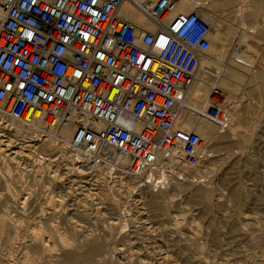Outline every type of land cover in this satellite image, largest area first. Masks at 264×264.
<instances>
[{
  "label": "built area",
  "instance_id": "built-area-1",
  "mask_svg": "<svg viewBox=\"0 0 264 264\" xmlns=\"http://www.w3.org/2000/svg\"><path fill=\"white\" fill-rule=\"evenodd\" d=\"M181 0H0V111L22 123L43 118L74 125L69 142L90 163L115 151L127 175L145 176L158 152L200 161L197 135L176 124L177 106L210 46V26ZM152 23L143 30L125 6ZM225 96L213 86L205 116L222 118ZM85 113L87 123L73 118ZM35 113L38 116L35 117ZM161 181V180H160Z\"/></svg>",
  "mask_w": 264,
  "mask_h": 264
},
{
  "label": "rangeland",
  "instance_id": "rangeland-1",
  "mask_svg": "<svg viewBox=\"0 0 264 264\" xmlns=\"http://www.w3.org/2000/svg\"><path fill=\"white\" fill-rule=\"evenodd\" d=\"M204 2L207 8H211V10L214 9V14H216V16L219 15L218 18L223 20L220 21L218 19L220 22V34H224L226 30L225 27H227L226 24H228V21L224 17L226 13L223 11L218 12L219 10L215 8L213 0H206ZM223 34H221V36ZM222 37L224 38V35ZM255 49L256 54L253 60L256 61L257 59V64H264V59H262V57H264L263 42H259V45ZM206 53L205 55L209 54ZM242 92L244 93L243 96L246 97V99L244 97L242 100L247 102L248 98H250L255 101L260 100L261 103H258V105H248V108L245 104L246 102L243 104L244 101H242L241 103L243 105L240 103L241 106L234 107V118H236L235 116L237 113L242 114V117L241 115L238 116V123L240 122V125L236 129V135L234 138L217 139L207 143L208 146L206 150L208 153L207 157L205 156L206 163L202 164L204 166L194 167L199 169L198 174H195L194 168H186L189 174H191L190 176L183 167L182 170H175V176L166 174L164 182L159 186L154 187L146 184V188H143L144 186L141 185V187H139L140 190H138V188L134 190L136 187L132 186L129 188L130 185L128 186L124 180L125 175H120V177L111 175L110 178V174H105L103 179H101L100 177L103 176L101 173L98 177L92 176L96 174L94 168H92V170H86L85 165L82 164L85 166L83 168L81 163L75 164V160H72L73 158L68 159V157L65 158V156L62 158L54 149L47 148L41 151L39 147V144H41L39 141L41 140L37 139L38 137L36 138L37 140L28 144L26 142L23 143L25 140L18 139V141L21 140L19 143L21 142V144H24L21 145L25 148L24 149L20 145H16L19 144L15 141L17 138L15 139V137L12 136L14 137L12 139L11 135L9 136L7 133L1 132L0 141L8 137L12 142L15 141L14 144L11 143L12 145L9 146H4L8 142H3L4 144H2L1 147H4V154L8 155L15 149L16 151L18 150L16 156L11 155L14 157L15 161L13 159L10 160V157H4L5 160L1 159L2 163L0 160V168H2L4 164H8L7 166L11 169L12 173V175H9L10 177L8 176L7 183L0 175V179L2 180H0V214H5L7 216L8 223L20 225V229L22 230V232H20L19 229V235L21 234L20 237L22 238H20V240L24 243L19 241L18 245H30L32 242L31 239L29 240L28 238V236L30 237L29 234H31L28 232L29 230L31 231L30 225L39 222L38 224L40 226L44 224L43 227L47 232H50V229L57 225L56 228L67 235L71 245L65 250L72 251L76 255L78 254L77 259L71 261L69 264H103L102 261L104 258V264H264V78L254 79L243 88ZM242 109H244V111ZM249 110L251 113L253 112L252 115H247V111ZM245 117L247 118L245 119ZM249 119L250 123H248ZM251 120L253 123L256 122L254 123L255 126L251 123ZM248 127H250L249 129L251 130H249ZM4 134L6 136H4ZM32 143H38L36 144V149L27 147V145H32ZM26 147L28 150H26ZM8 149H10V152ZM19 150L23 153H20ZM24 151L27 152L25 153ZM6 152H8V154ZM38 153H42L39 155L43 156H39ZM34 156L38 159H32ZM43 157H45V160ZM8 158L9 161H7ZM35 159L39 160V163L42 161V165L39 164L37 160L35 161ZM105 160H103V162H105ZM67 161L68 163H66ZM103 162H99L98 164H104ZM34 163H36V166ZM65 165L68 166L66 167ZM79 165L81 169L83 168L88 174L83 172L84 174L81 175L79 173ZM14 167H17L16 171ZM72 167H78V170H73ZM206 167L207 169L209 168V170L204 171ZM67 168L69 172L68 170L66 171ZM39 170H41L42 173L39 172ZM51 171L52 173L55 172L53 176L49 177V174L52 175ZM65 171L67 172L66 175ZM70 172H72V177L68 176L71 175L69 174ZM179 173L180 175L176 176ZM182 174L184 177H182ZM156 175L155 176L158 177V173ZM4 177L6 178L7 176ZM53 178L55 179L53 180ZM98 179L99 183H97ZM139 179L140 183L145 182L144 176L143 179L141 177ZM70 181H74V183ZM86 181L87 183L84 184ZM113 181L118 184L115 185L116 183ZM77 182L80 185H78ZM175 182L177 184H175ZM88 183L90 185H87ZM123 183L128 187L124 186ZM6 184L10 187V191L7 190ZM102 184L104 185L102 186ZM70 185L72 187H70ZM22 186H24V189ZM80 186L83 187L81 188ZM78 187L81 189L79 190ZM163 188H165L164 191L166 192H163ZM27 189L30 191H27ZM132 189L133 191H130ZM160 190L165 194L167 199L170 198V200H168L169 202L166 200L168 216L164 214L153 216L147 202L150 194H156V192L158 193ZM142 192H144V194ZM4 195L5 197H3ZM7 195L10 196L8 197ZM24 199L27 200H25L23 204L21 202H23ZM122 209L123 212H125L126 209V213L120 214L122 213ZM119 210H121V212ZM26 215H28V219ZM125 215H127L126 220L123 219ZM175 216L180 218L178 219V221H180L178 225H175V223L173 224V222H176ZM111 219L113 221L116 219L114 224L117 226L112 223ZM30 222L32 223L29 224ZM24 223H27L26 226ZM123 225H125V232L122 228ZM25 232L27 233L25 234ZM105 232L106 235L108 234L107 236L104 234ZM86 236L88 238H85ZM91 237L94 238L91 239ZM183 237L185 240L182 239ZM97 238H100L99 241ZM180 240H182L181 244L180 242L178 243ZM190 241H193V243ZM109 242L111 243L108 244ZM73 243L76 244L75 248ZM197 243L199 244L197 245ZM111 244L112 247H110ZM102 245L104 247H102ZM95 246L100 247V249L102 247V249L92 251V248ZM179 247L184 253L181 252ZM201 247H203V251ZM191 248V254H189L190 252H188V250ZM200 248L201 250L199 252ZM65 250L59 246V250L53 252V257H46L45 260L50 259L53 260V262L59 263L62 259L61 255ZM135 250L138 251L137 254ZM195 251H197V256H195ZM193 252L194 254H192ZM199 253H202V256H200ZM80 254L82 255L80 256ZM190 255L196 258L198 257L200 260L199 263L196 260V262L185 261L184 258ZM179 256L181 257L178 258ZM99 257L100 259L98 260ZM100 260L101 262H99Z\"/></svg>",
  "mask_w": 264,
  "mask_h": 264
},
{
  "label": "bare ground",
  "instance_id": "bare-ground-1",
  "mask_svg": "<svg viewBox=\"0 0 264 264\" xmlns=\"http://www.w3.org/2000/svg\"><path fill=\"white\" fill-rule=\"evenodd\" d=\"M138 1H141V0H138ZM154 1L155 0H146L145 9L146 10L149 9L151 7V5L154 3ZM204 1H206V0H181L180 3L177 6L175 12H174V14H175V13H188V12L194 11V12L197 13V15H199L210 26V30H211L210 31V47L207 50V52L209 54L206 53L208 55H204L199 60L198 68H197V72H196V75H195L194 82L191 85V87L188 89V91L185 94V96L182 98V100L179 103V105L177 106V121H176V124H178V126L183 128V129H186V130L194 132L197 135L198 139L201 141V143H200L201 147H200V150H199L200 161H199V163L197 165L198 167L199 166H204L202 164L206 163L205 160H206L207 153H208V151L206 149H207V146H208L207 145L208 142L214 141V140H217V139H224V138H230V137L234 138V136L236 135V129L240 125L239 124L240 122L238 123V120H239L238 116L241 115V117H242V114L237 113L236 116H235L236 118H234L233 109H234L235 106H241V105H243L246 102V101L242 100L245 97V96H243L244 93L242 92V90H243L244 87H246V85L248 83H251L254 79L264 78V64H261V63L257 64L256 63L257 59H256V61L253 60V57L256 54V49L255 48H257V46L259 45V42H263V46H264V0H213V4L215 5V8H217L219 10L218 12L223 11L224 13H226L224 17L228 21V24H226L227 27H225L226 30H225L224 34L221 33V34L224 35V38L222 37L223 35L221 36V34H220V28H219L220 27L219 26L220 22L218 21V19H219L218 16L219 15L216 16V14H214V11H213L214 9L211 10V8L210 9L207 8L206 3ZM120 14L124 18H126L129 21L133 22L140 29L151 30L153 28L152 23L149 22L145 18L144 14L141 11H135L134 9H132L128 5L123 8V10L120 12ZM219 20L223 21L221 19H219ZM258 58H259V56H258ZM262 59H264V57H262ZM213 86H215L219 90H221L223 92L224 96H225V100L222 102V109H221V113L223 115L222 116L223 119L219 118L216 121L210 120V119H208L205 116V111H206L207 105H208V95H209L210 90H211V88ZM245 99H246V97H245ZM259 99H260V97H259ZM252 100H253V102H252ZM242 101H244L243 104L241 103ZM240 103H241V105H240ZM258 103L260 104L261 101L260 100L255 101L254 99L248 98V100H247V102L245 104L248 107V105H252V104L258 105ZM242 110L244 111V109H242ZM243 111H241V112H243ZM252 114H253V112L251 113L250 110L247 111V115H252ZM37 116H38V113H35V117H37ZM247 117H245V119ZM73 118L75 120L79 121V122H82V123H87L89 121L87 115L85 113H83V112L74 114ZM250 119H249L248 123H250ZM26 121H27L26 123H22L20 121H17V120H15L13 118H10V117L4 115L2 113V111H0V130H1L0 133L1 132H5L9 136L11 135V137L14 136L15 139L17 138V140H15V141H17L18 143L21 140H25V141H23V143L26 142L28 144V143H30V142H32L34 140L40 139L41 141H39V142H41V144H39L40 145L39 147H40L41 151H43V150H45L47 148H49V149L51 148V149L56 150L59 153V155L62 156V158L64 156H65V158L68 157V159L69 158H73L72 160H75L74 161L75 164L76 163H78V164L81 163V165L82 164L85 165L86 166V168H85L86 170H89V169L92 170V168H94V172L96 174L92 175V176L98 177V175L101 173L103 176L100 177V178L103 179L105 174H107V175L110 174V178H111V175H113L114 177H116L115 175H117L119 177H120V175L121 176L125 175V177L124 176L123 177H124L125 183L128 184V186L130 185L129 188L132 186V187H136L134 190H136L137 188H138V190H140L139 187H141V185L144 186L143 188H146L145 187L146 186L145 182L142 181L143 183H140V179L139 178L141 176L133 177V176L127 175V173L125 172V164H126L127 161L122 156H120V154L118 152L114 151L111 154L110 160L103 159V160H105V162H103V161H101V162H103L104 164H98V163L96 164V163L88 162L86 156L82 152H80L78 150H72L70 148V146H69V142H70V139H71L73 131H74V125L68 124V125L54 126V120L47 119L46 121H44L43 118L29 120L26 117ZM251 123H253L252 120H251ZM254 123H256V122H254ZM254 123H253V125L255 126ZM249 128L250 127H248V129ZM249 130H251V129H249ZM4 136H6V135L4 134ZM4 136H2V137H4ZM14 137H12V139ZM18 139H21V140L18 141ZM3 142L4 143L8 142L4 146L12 145L11 143L14 144V142H12L9 137L7 139L5 138V140H1L0 141V157H1L0 160L4 159V157H10V160H12V159L14 160L13 156H16L18 154V150L17 151H16V149L14 151L11 150L12 152L10 154H8V152H6L8 155L4 154V152H3L4 151L3 150L4 147L3 148L1 147L2 144H4ZM9 142H10V144H9ZM36 144H38V143H34V144L32 143V145H27V147L36 149ZM16 145H20L21 146V145H24V144H21V142H20L19 144H16ZM22 148H24V147H22ZM28 148L26 150H28ZM8 150L10 152V149H8ZM30 151H31V149H30ZM21 152L22 151H20V153ZM31 154H33V153H31ZM34 154H35V152H34ZM39 154H42V153H38V155ZM11 155H13V156H11ZM22 155H24V154H22ZM28 155H29V153H28ZM39 156H43V155H39ZM21 157H23V156H21ZM34 158H37V157L34 156L32 159H34ZM43 158L45 160V157H43ZM37 159H35V161ZM46 160H48V159H46ZM7 161H9V158H8ZM38 161L39 160H37V162ZM48 161H50V160H48ZM68 161L66 163H68ZM47 162H44V163H47ZM1 163H2V160H1ZM41 163H42V161H41ZM41 163H39V164H41ZM69 163H70V161H69ZM35 164L36 163H34V165ZM7 165L4 164V166L2 168H0V175L2 176V179H4V181L6 183H7V180H8V176L12 175L11 169H9V167ZM46 165H48V164H46ZM154 165H155V170H157L156 172L158 173L157 179H160V180L162 179L161 181L159 180V182H161V183L164 182L166 174L171 175V176L172 175L175 176V173H176L175 170L176 169H181L182 170L183 167H184L186 173L189 174V171L186 168H190V167H188V165H187V163L185 161V157H184L183 153L178 151V150L177 151L176 150H172V152H170L168 154H164V152H158ZM85 166H83V168ZM163 167H165V168H163ZM14 168H15V171H16L17 167H14ZM83 168L81 169V166H80L79 173L81 175H83L86 172V171H84ZM19 169H22V168H19ZM45 169H46V166H45ZM67 170H68V168L66 169V171ZM73 170H78V167L73 168ZM194 170H195V174H198L199 169L198 168H194ZM206 170H209V168L207 169V167H206V169L204 171H206ZM115 171H116V173H115ZM39 172H41V170H39ZM68 172H69V170H68ZM51 173H52V171H51ZM53 173H52V175L49 174V177L53 176ZM71 173L72 172H70L69 174H71ZM143 173L144 174H150L149 176L145 175L144 177H145V180L147 178L150 179L151 183L153 184L154 183V179L152 180V178H153V175L151 174L152 173V169L144 170ZM180 173H183V172H180ZM180 173L178 175H176V176H179ZM66 174H67V172L65 173V175ZM77 174H78V172H77ZM85 174H88V173L86 172ZM79 175H78V177H79ZM189 175L191 176V174H189ZM4 176H7V177L5 178ZM68 176L72 177V174L68 175ZM182 177H184L183 174H182ZM141 178L143 179V177H141ZM54 179L55 178H53V180ZM60 179H61V177H60ZM76 179H80V178H76ZM19 181H20V179H19ZM35 181H37V180H35ZM83 181H85V180H83ZM83 181H81V182H83ZM120 182H122V181H120ZM9 183H10V181H9ZM71 183H74V181H72ZM85 183H87V181L84 182V184ZM97 183H99V179H98ZM114 183H116V182H114ZM77 184H78V182H77ZM117 184L118 183H116L115 185H117ZM175 184H177V183L175 182ZM6 185H7V190L10 191L11 190L10 187H8V184H6ZM78 185H80V184H78ZM81 185H83V184H81ZM87 185H90V184L88 183ZM103 185L104 184H102V186ZM121 185H119V186H121ZM123 185H124V183H123ZM17 186H19V185H17ZM92 186H93V184H92ZM124 186H126V185H124ZM128 186H126V187H128ZM23 187L24 186H22V188ZM70 187H72V186L70 185ZM81 188L78 187L79 190ZM109 188H110V186H109ZM115 188H116V186H115ZM165 188H163V192H166V191H164ZM122 189H124V188H122ZM151 189H149V190H151ZM176 189H178V188H176ZM18 190H20V189H18ZM91 190H92V188H91ZM147 190H148V188H147ZM27 191H30V190L27 189ZM86 191H88V190H86ZM130 191H133V189L130 190ZM26 192H25V194H26ZM163 192H161V190H160L158 193L156 192V194L153 193V194H150V196H149V199H148L147 202H148V204L150 206V209L152 211L153 216L163 215V214L168 216L167 215V211H168L167 208L168 207L166 205V202L168 200H170V198L167 199ZM142 193L144 194V192H142ZM88 194H90V193H88ZM169 195H170V193H169ZM167 196H168V193H167ZM3 197H5V195ZM141 198H143V197H141ZM110 199H111V197H110ZM25 200H27V199H24V201L21 202V203L24 204ZM116 200H118V199H116ZM119 202H118V204H119ZM119 211L121 212V210H119ZM7 213H8V210H7ZM123 213H126V209H125V212H123V209H122V213H120V214H123ZM34 216H35V214H34ZM117 216H118V213H117ZM126 216L127 215H125V217L123 219L126 220ZM29 217H31V216H29ZM177 217L175 218L176 222H173V224L175 223V225L180 224V221H178V219H180V218H177ZM26 218L28 219V215H26ZM10 219H12V218H10ZM111 221L114 224V221L112 219H111ZM16 222H17V220H16ZM51 222L54 224V222L52 220H51ZM117 222H115V223H117ZM123 222H125V221H123ZM21 223H23V222H21ZM31 223L32 222H30L29 224H31ZM38 223L30 225L31 226L30 227L31 231L30 230L28 231V232L31 233V234L28 233L30 235V237L28 236V238H29V240L31 239V241H32L30 243V245L23 246V244H21V246H19L18 245L19 241L22 242V240H20V238H21L20 235L21 234L19 235L20 225H18V224L15 225V224L8 223L7 222V216L5 214L0 216V264H69L71 261H75L77 259V255L78 254L76 255L72 251H66L65 250L68 246L71 245V242L67 238V235L63 234V232L61 230L56 228L57 225H56V227H52L51 229L49 228L50 232H47L45 230V228L43 227L44 224L40 226ZM24 224L26 226L27 223H24ZM41 224H42V222H41ZM114 225H116V224H114ZM127 225H128V223H127ZM23 227H24V225H23ZM105 227H107V226H105ZM124 227H125V225H123V227H122L124 229L123 231L125 232V228ZM22 229H26V228H22ZM119 229H121V228H119ZM47 230H48V228H47ZM105 230H106V228H105ZM10 231H11V233H10ZM20 232H22L21 229H20ZM107 232H109V231H107ZM26 233L27 232H25V234ZM119 233H120V231H119ZM88 234H90V233H88ZM104 234L106 235V232ZM95 236H96V233H95ZM24 238H23V241H24ZM85 238H88V237L86 236ZM92 238H94V237H91V239ZM97 239L99 241L100 238H97ZM182 239H184V237ZM191 239H192V237H191ZM106 240H108V239H106ZM27 242H29V241H27ZM27 242H25V243H27ZM179 242L181 244L182 240L178 241V243ZM190 242L193 243V241H190ZM22 243H24V242H22ZM105 243H107V242H105ZM110 243L111 242H109L108 244H110ZM185 243H188V242H185ZM182 244H184V243H182ZM198 244L199 243H197V245ZM75 245L76 244H74V248H75ZM59 246L61 248H64V250H65L62 253V255H61V258H62L61 262H59V263L58 262H53V260H50V259H46L45 260L46 257L52 258L53 257V252L58 251L59 250ZM77 246H78V244H77ZM130 246H131V244H130ZM187 246H189V245H187ZM102 247H104V246L102 245ZM102 247H101V249H102ZM110 247H112V244H111ZM77 248H79V247H77ZM183 248H184V246H183ZM192 248L189 249L188 252H190V250H192ZM201 248H202V251H203V247H201ZM201 248L199 249V252H200ZM99 249H100V247L95 246L94 248H92V251H95V250L97 251ZM108 249H110V248H108ZM179 249L181 250V252L184 253V251H182V249L180 247H179ZM193 250H195V249H193ZM197 250H198V247H197ZM114 251H117V250H114ZM137 252L138 251H136V254H137ZM196 252L197 251H195V253ZM78 253H79V251H78ZM128 254H129V252H128ZM189 254H191V252ZM192 254H194V252ZM199 254H200V256H202V253H199ZM81 255L82 254H80V256ZM131 255H133V254H131ZM134 255H135V253H134ZM105 256H106V254H105ZM181 256H182V254H181ZM181 256H179L178 258H180ZM195 256H197V253H196ZM194 257H193V255H190V256H186L184 259L187 262H193V261L196 262L197 261L199 263V261H200L199 258L198 257L194 258ZM182 258H183V256H182ZM99 259H100V257L98 258V260ZM104 259L102 261L103 264H104ZM99 262H101V260ZM132 262H133V259H132ZM129 263H131V262H129ZM143 263H145V262H143Z\"/></svg>",
  "mask_w": 264,
  "mask_h": 264
}]
</instances>
